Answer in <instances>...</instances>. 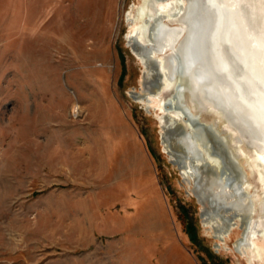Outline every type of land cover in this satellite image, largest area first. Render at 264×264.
Returning <instances> with one entry per match:
<instances>
[{"label": "rangeland", "instance_id": "obj_1", "mask_svg": "<svg viewBox=\"0 0 264 264\" xmlns=\"http://www.w3.org/2000/svg\"><path fill=\"white\" fill-rule=\"evenodd\" d=\"M151 3L0 0V264H264L262 152L187 86L246 172L251 253L235 249L238 221L224 241L205 226L165 150L173 90L135 99L145 69L128 45L146 40Z\"/></svg>", "mask_w": 264, "mask_h": 264}, {"label": "bare ground", "instance_id": "obj_2", "mask_svg": "<svg viewBox=\"0 0 264 264\" xmlns=\"http://www.w3.org/2000/svg\"><path fill=\"white\" fill-rule=\"evenodd\" d=\"M150 1L155 14L147 23L146 40L137 29L128 45L145 69L146 95L135 99L157 96L163 86L173 90L158 117L167 154L198 199L205 226L224 241L240 220L242 237L235 248L255 253L250 225L254 199L244 167L227 137L215 124L202 121L184 92L189 85L212 103L262 152L264 163V0ZM160 5H168L169 16ZM169 18L181 24H170ZM156 68L165 69L160 79ZM259 175L264 192V167Z\"/></svg>", "mask_w": 264, "mask_h": 264}, {"label": "flooded vegetation", "instance_id": "obj_3", "mask_svg": "<svg viewBox=\"0 0 264 264\" xmlns=\"http://www.w3.org/2000/svg\"><path fill=\"white\" fill-rule=\"evenodd\" d=\"M238 221V223L240 224V229H241V234H240V236H239V238H238V240L240 239V237H242V226H241V223H240V220H237ZM236 224V223H235ZM237 240V241H238ZM235 244H236V242H235ZM236 249V248H235Z\"/></svg>", "mask_w": 264, "mask_h": 264}]
</instances>
